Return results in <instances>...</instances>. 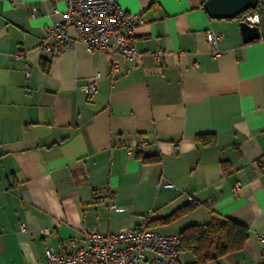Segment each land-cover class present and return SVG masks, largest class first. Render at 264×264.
Instances as JSON below:
<instances>
[{
  "label": "crops",
  "instance_id": "1",
  "mask_svg": "<svg viewBox=\"0 0 264 264\" xmlns=\"http://www.w3.org/2000/svg\"><path fill=\"white\" fill-rule=\"evenodd\" d=\"M118 1L146 21L133 29L140 60L120 57L113 75L112 55L89 51L74 28L61 52L43 50L67 0H0V264H50L45 246L68 252L86 226L117 232L190 202L173 222L249 228L242 249L211 264H263V36L245 42L241 21L211 18L205 0ZM209 29L221 34L217 56ZM211 133L214 143L197 140Z\"/></svg>",
  "mask_w": 264,
  "mask_h": 264
},
{
  "label": "built area",
  "instance_id": "2",
  "mask_svg": "<svg viewBox=\"0 0 264 264\" xmlns=\"http://www.w3.org/2000/svg\"><path fill=\"white\" fill-rule=\"evenodd\" d=\"M263 14L264 1L261 10L245 15L243 20L261 27ZM145 21L137 13L124 10L118 0H67L63 19L45 28L41 46L51 54L61 52L73 41L68 29L74 28L89 51L112 55L110 70L114 75L119 70L121 58L140 60L141 53L133 42V29ZM220 36L211 29L206 33L212 56L220 54L216 44ZM82 91L87 95L93 94L96 91L95 79L84 85ZM144 145L145 142L141 141L139 147ZM172 146L178 148L179 141H174ZM166 185L172 186L171 183ZM239 186L240 183L235 184L233 191ZM108 207L119 209L113 202ZM148 220L149 213L141 224L109 233L100 232L96 226H86L84 243L71 241L68 252L46 245L45 259L50 264H182L178 234L152 229ZM257 237L264 245V232L257 233Z\"/></svg>",
  "mask_w": 264,
  "mask_h": 264
},
{
  "label": "trees",
  "instance_id": "3",
  "mask_svg": "<svg viewBox=\"0 0 264 264\" xmlns=\"http://www.w3.org/2000/svg\"><path fill=\"white\" fill-rule=\"evenodd\" d=\"M261 6L262 2L259 0L256 8H249L237 18L242 21L245 15L261 10ZM41 65L44 70H48L47 60H43ZM197 140L204 145H209L214 143L215 134H199ZM137 156L145 162H156L160 159L157 155L145 154L142 151H138ZM197 205L195 202H190L165 217L148 220V226L169 224L195 209ZM178 236L180 252L189 251L194 257L187 264H211L223 255L242 249L249 237V228L230 217H213L209 222L184 227Z\"/></svg>",
  "mask_w": 264,
  "mask_h": 264
},
{
  "label": "water",
  "instance_id": "4",
  "mask_svg": "<svg viewBox=\"0 0 264 264\" xmlns=\"http://www.w3.org/2000/svg\"><path fill=\"white\" fill-rule=\"evenodd\" d=\"M259 0H205L203 6L211 18H237L249 8H256ZM243 40L249 42L264 37V14L262 26L240 22Z\"/></svg>",
  "mask_w": 264,
  "mask_h": 264
},
{
  "label": "rangeland",
  "instance_id": "5",
  "mask_svg": "<svg viewBox=\"0 0 264 264\" xmlns=\"http://www.w3.org/2000/svg\"><path fill=\"white\" fill-rule=\"evenodd\" d=\"M185 220L186 219H182V220L177 221V222H172L171 224H168L169 227H166V228H164L162 226H159L158 229L160 231H164V232H166V230H170V232L178 233L180 231V229H183L184 227L189 225V224H186L187 222ZM188 254H190V253H188ZM185 259H186V255L185 254H181L180 255L181 262L187 261Z\"/></svg>",
  "mask_w": 264,
  "mask_h": 264
}]
</instances>
